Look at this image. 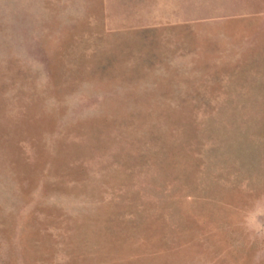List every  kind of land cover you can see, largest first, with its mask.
<instances>
[{
  "label": "rangeland",
  "instance_id": "rangeland-1",
  "mask_svg": "<svg viewBox=\"0 0 264 264\" xmlns=\"http://www.w3.org/2000/svg\"><path fill=\"white\" fill-rule=\"evenodd\" d=\"M0 264H264V0H0Z\"/></svg>",
  "mask_w": 264,
  "mask_h": 264
}]
</instances>
